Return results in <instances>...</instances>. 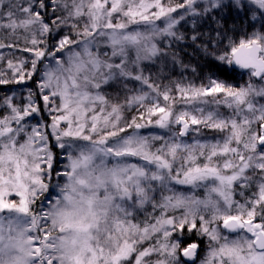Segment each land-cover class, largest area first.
<instances>
[{
  "label": "snow or ice",
  "instance_id": "snow-or-ice-1",
  "mask_svg": "<svg viewBox=\"0 0 264 264\" xmlns=\"http://www.w3.org/2000/svg\"><path fill=\"white\" fill-rule=\"evenodd\" d=\"M3 48L0 264H264V0H0Z\"/></svg>",
  "mask_w": 264,
  "mask_h": 264
},
{
  "label": "trees",
  "instance_id": "trees-1",
  "mask_svg": "<svg viewBox=\"0 0 264 264\" xmlns=\"http://www.w3.org/2000/svg\"><path fill=\"white\" fill-rule=\"evenodd\" d=\"M227 16V20L229 25L231 26L233 22H235V24L237 26H243L246 28L247 26V22L245 21V18L243 16V14H240L239 16L236 14L235 11H232L230 13H226ZM159 22V21H157ZM190 26L191 23H187ZM200 27L202 29L207 28L206 24H201ZM257 29H259V25H257ZM192 30V29H191ZM249 31H251L252 29H248ZM180 33L185 34V31H182ZM167 42V41H166ZM20 46L23 47L24 43L22 40L19 41ZM161 43H163V41H161ZM165 45H167L165 43ZM183 45L181 43H176L173 45L174 48H179L182 47ZM185 51L191 55V48L190 47H186ZM0 56H3L4 59L0 60V72H3L5 74V78H7L8 76L11 75L10 71L8 70L7 67V61L8 60H12L13 62H17L18 59H25L28 58L30 56L29 53H24L21 52L17 49H10V48H3L0 49ZM187 62V61H186ZM192 64L193 66H196L197 64H199L202 68L206 67L205 62L200 59L198 56H194L192 58ZM155 72H157V69L162 67V65H153ZM171 69V66H169ZM182 74V75H188L191 79H193L196 82L202 83L204 80L201 79V75L200 74H194L191 72V70H183L179 67H176L174 71L170 70L169 72H166L165 74H167V76H171V78H175L176 74ZM229 82L231 83H236L240 78H242V76H240L239 74H233V75H229L228 77H226ZM36 77L33 78V80L31 81H27L26 83L23 84H9V85H0V99H3V97L5 95L8 96H12L14 99V102L18 105L23 104L28 96L29 90L32 91H36V83H35ZM40 104L42 106V101H40ZM222 109H224L225 107H221ZM29 121L30 125H37L41 128H43V125L45 124H50L51 123V117L49 116V114L47 112H43L42 116H33V117H29L27 118ZM39 121V124H37V122ZM47 131L50 133L51 129L48 128ZM145 132L148 131H154V132H158V133H162L161 130L157 131V129H148V130H144ZM199 138H201L202 140H206V141H211L214 138H218V136L213 133L212 131L209 130H204L202 135H199ZM49 143L50 145H55V140L54 138L49 135ZM159 143V142H157ZM53 151L57 154V156L60 158V164H62V159H61V152L59 150V148H53ZM200 194L202 195V190H200ZM189 240H199L198 237H196L195 235L191 236V237H187L186 236V241ZM200 254H204V249H205V245H204V241H200Z\"/></svg>",
  "mask_w": 264,
  "mask_h": 264
},
{
  "label": "rangeland",
  "instance_id": "rangeland-1",
  "mask_svg": "<svg viewBox=\"0 0 264 264\" xmlns=\"http://www.w3.org/2000/svg\"><path fill=\"white\" fill-rule=\"evenodd\" d=\"M158 24H161V26H162V22L161 21H159V22H157ZM192 29V26H190L189 27V25L188 24H182V26H179L178 25V30H179V32H181V30L182 31H185V35H187V34H190L191 33V30ZM23 41V40H22ZM23 43H24V41H23ZM165 43L167 44V42L166 41H163V44L165 45ZM166 46V45H165ZM149 67H151V69H152V73H153V76H155V74H156V72H155V69H154V66L153 65H149ZM9 71H10V73H11V70L10 69H8ZM163 75H165V76H167V74H163ZM173 80H177V79H182L183 80V82H185V83H187V82H189V81H191V82H193V83H195V84H197V85H199L200 83L199 82H196V81H194L193 79H191L188 75H182V74H176V77L175 78H172ZM244 79H246V77H242V78H240L236 83H234V84H237V85H239V84H242L243 83V81H244ZM159 83H161V85L163 86V85H167L168 83H169V80L168 79H161L160 81H159ZM203 83L204 84H207V80H204L203 81ZM107 91H109V92H112L113 90L111 89V88H109V89H107ZM221 107H223V106H221ZM220 107V111L221 112H223V113H227L228 112V109L227 108H224V109H222ZM129 115H131V114H133V113H128ZM160 129H157V131H159ZM162 131V130H161ZM163 133V132H162ZM216 134V133H215ZM217 136H218V134H216ZM195 136H197V134H195V133H192V134H190V136L189 137H185V138H183L184 139V141L185 142H187V143H192L193 142V137H195ZM199 138V137H198ZM201 141H206V140H202L201 138H199ZM60 150V149H59ZM60 152H61V150H60ZM61 159H62V164L64 163V161H63V158L61 157ZM204 245L206 246V243L204 242ZM201 256H203L202 254H200Z\"/></svg>",
  "mask_w": 264,
  "mask_h": 264
}]
</instances>
